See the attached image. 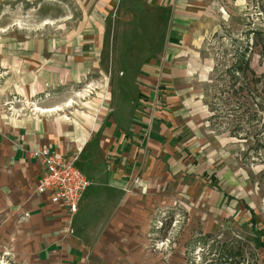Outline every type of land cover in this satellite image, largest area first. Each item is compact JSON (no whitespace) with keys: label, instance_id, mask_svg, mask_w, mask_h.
<instances>
[{"label":"rangeland","instance_id":"rangeland-1","mask_svg":"<svg viewBox=\"0 0 264 264\" xmlns=\"http://www.w3.org/2000/svg\"><path fill=\"white\" fill-rule=\"evenodd\" d=\"M121 3L0 0V106L21 117L50 99L62 104V115L64 102L79 110L75 98L86 87L76 84L94 77L85 70L102 55L92 53L93 42L106 47L116 83L120 72L132 78L158 49L155 34L164 27L147 23L140 5L132 13L129 0ZM185 4L200 18L190 51L168 66H180L191 95L196 127L185 160L193 172L151 215L147 257L153 264H264L246 208L264 227V0H176ZM159 13L167 18L172 7ZM243 57L254 73L236 77L232 66ZM1 241L0 264H24Z\"/></svg>","mask_w":264,"mask_h":264},{"label":"crops","instance_id":"crops-1","mask_svg":"<svg viewBox=\"0 0 264 264\" xmlns=\"http://www.w3.org/2000/svg\"><path fill=\"white\" fill-rule=\"evenodd\" d=\"M114 2L103 0L107 8ZM136 4L147 23L164 30L132 78L120 72L116 83L106 47L93 42L92 53L102 55L85 75L94 77L71 79L86 87L75 98L79 110L64 102L69 115H62V104L50 99L21 117L0 106V238L24 264H153L146 251L151 215L181 191L184 173L193 172L185 160L196 127L191 95L180 66L168 63L190 51L200 17L176 0H129L132 13ZM170 6V16L159 18ZM44 148L90 181L74 213L37 192L44 165L31 153Z\"/></svg>","mask_w":264,"mask_h":264},{"label":"built area","instance_id":"built-area-1","mask_svg":"<svg viewBox=\"0 0 264 264\" xmlns=\"http://www.w3.org/2000/svg\"><path fill=\"white\" fill-rule=\"evenodd\" d=\"M31 155L44 165L38 194H48L51 203L59 204L68 212L74 213L82 195L90 186V181L73 162L65 161L49 149L32 151Z\"/></svg>","mask_w":264,"mask_h":264},{"label":"trees","instance_id":"trees-1","mask_svg":"<svg viewBox=\"0 0 264 264\" xmlns=\"http://www.w3.org/2000/svg\"><path fill=\"white\" fill-rule=\"evenodd\" d=\"M238 62V61H237ZM238 66L235 67V65L232 66V68L234 67V72L237 74L235 75L237 76H241L244 75L245 71H249L250 70V62L249 59H245V57H243L241 59L240 62H238ZM250 72L252 73V71L250 70ZM254 73V71H253ZM252 73V74H253ZM242 89V87H241ZM246 208L250 211L251 217H252V228L255 234V243L256 245L259 247V249H264V227H259V223H257L256 221V214L254 212V210H252L250 207L246 206Z\"/></svg>","mask_w":264,"mask_h":264},{"label":"bare ground","instance_id":"bare-ground-1","mask_svg":"<svg viewBox=\"0 0 264 264\" xmlns=\"http://www.w3.org/2000/svg\"><path fill=\"white\" fill-rule=\"evenodd\" d=\"M69 106H70V105H69ZM48 110H49V109H48ZM51 110H52V109H51ZM51 110H50V111H51ZM50 111H48V112H50Z\"/></svg>","mask_w":264,"mask_h":264}]
</instances>
